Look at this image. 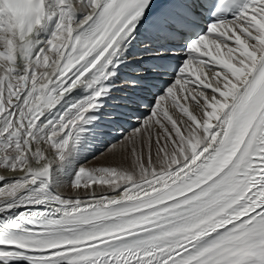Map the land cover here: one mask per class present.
Returning a JSON list of instances; mask_svg holds the SVG:
<instances>
[{
    "label": "bare ground",
    "instance_id": "obj_1",
    "mask_svg": "<svg viewBox=\"0 0 264 264\" xmlns=\"http://www.w3.org/2000/svg\"><path fill=\"white\" fill-rule=\"evenodd\" d=\"M108 1L46 0L45 20L37 19L31 37L20 41L16 31H11L13 17L0 4V116L12 121L9 135L15 139V147L11 150H5L6 145L0 143V212L10 213L7 220L14 228L71 227L76 217L153 198L201 171L220 151L255 77L262 70L264 4L257 8L256 26L249 27L242 43L226 47L230 66L207 64V84L194 85L195 79L174 82L146 116L141 114L138 119L128 120L112 118L111 114L117 99L122 97L120 88L125 87L120 79L122 69L114 66L120 59L131 61L142 49L146 50L142 55L146 58L156 46L150 43L154 38H148L134 25L117 35L98 69L81 86L67 91L63 99L57 101L56 83L71 39L82 26L85 33L99 24ZM175 2L181 3V0ZM81 45L76 52L87 54V48L81 49ZM110 62L111 66H107ZM128 66L129 63L121 65L123 69ZM128 81L130 83L132 78ZM51 93L56 96L50 107L41 111L39 101L49 98ZM155 118V127L159 126L164 134L153 155L149 153L144 157L146 163L141 175L125 178L122 172L127 169H115L118 173L114 179L110 177L112 186L100 188L91 184L86 190L73 186L67 190L66 184L72 179L69 181L64 174L69 175L76 165L73 163L75 155L72 161L68 160L69 154L80 152L87 131L99 137L97 142L89 141L92 155L106 146L107 141L117 139L118 130L126 126L124 123L134 128L144 119L151 123ZM109 158L111 156L101 162ZM262 203L264 190L250 206L224 224H239L254 217L262 210L259 207ZM222 228L218 226L200 236L162 248L157 245L156 252L129 264H169L198 240ZM90 249L88 246L71 250L86 255ZM71 250H55L42 257L52 263H66L71 258ZM145 251L139 252L143 255ZM7 255L21 253L16 248L0 246V264H16L6 260Z\"/></svg>",
    "mask_w": 264,
    "mask_h": 264
},
{
    "label": "rangeland",
    "instance_id": "obj_2",
    "mask_svg": "<svg viewBox=\"0 0 264 264\" xmlns=\"http://www.w3.org/2000/svg\"><path fill=\"white\" fill-rule=\"evenodd\" d=\"M156 120V118L154 120L152 119L151 123L149 124L152 125V123H154ZM11 122L12 121H9L7 117H2V115L0 116V128L8 130L4 131V129H2L4 133H2V131L0 130V143L2 142V145H6L5 150H11L15 147V139L13 140V137L9 135V131L12 129L13 125V123L11 124ZM161 126L162 125H160V127ZM158 127L159 126L155 127V125L153 124L152 127L142 128L141 131L137 132L139 133V135L136 136H134V133L132 135L131 132H127L125 136L123 135L115 143H113L114 145L109 144L107 145V148L105 147L106 149L103 147L105 150H103L102 148V151L100 150L98 153H95L93 155L87 154L90 153L91 150L90 142L93 141L92 139L97 142L99 137L97 135L95 136V133H93L92 131H87L84 135V144L82 145V147H79L82 148L80 152L75 153L73 152V150L75 149L72 148L73 154H69L68 160H72L75 155V157L73 158V160L75 159V161H72L76 165L74 164V170L72 169L69 175L64 174V176H68L69 181L72 179L69 185L66 184L67 190H70V188L72 189L71 186H73L77 190H86V187H90L91 184L97 186L99 185L100 188L105 186H112L110 177L114 179L116 174L118 173L116 172V170L120 171L124 168L127 169L126 172H122L125 178H136L137 176L141 175L145 169L146 161L144 157H147V154L149 153L153 155V152L155 151L154 149L157 148L158 144L161 145V140L164 133L162 132V130H160L161 128L159 129ZM155 132L157 134H155ZM89 136L93 137L90 138ZM133 136L136 138H134ZM5 142L7 143L5 144ZM123 144H125L126 146L124 147ZM107 156H111V158H109V160L111 161L105 160L101 162ZM121 165H123V167ZM116 167H118L119 169ZM111 169H113V172L116 169L114 172L115 174ZM109 183L110 185H108Z\"/></svg>",
    "mask_w": 264,
    "mask_h": 264
}]
</instances>
